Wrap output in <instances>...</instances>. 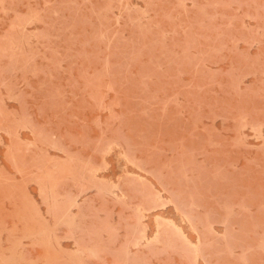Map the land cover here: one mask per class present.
I'll return each mask as SVG.
<instances>
[{
    "label": "rangeland",
    "instance_id": "rangeland-1",
    "mask_svg": "<svg viewBox=\"0 0 264 264\" xmlns=\"http://www.w3.org/2000/svg\"><path fill=\"white\" fill-rule=\"evenodd\" d=\"M0 264H264V0H0Z\"/></svg>",
    "mask_w": 264,
    "mask_h": 264
}]
</instances>
